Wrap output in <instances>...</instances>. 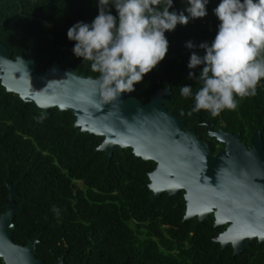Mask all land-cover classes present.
Returning a JSON list of instances; mask_svg holds the SVG:
<instances>
[{"label": "trees", "instance_id": "1", "mask_svg": "<svg viewBox=\"0 0 264 264\" xmlns=\"http://www.w3.org/2000/svg\"><path fill=\"white\" fill-rule=\"evenodd\" d=\"M219 3L210 0L205 18L166 33L165 59L134 91L148 102L154 90L170 87L171 100L165 106L187 128L196 127L214 153L224 145L209 135L210 123L215 130L226 124L248 143L258 129L264 138V80L254 97L238 98L235 111L215 117L206 111L182 114L191 110L194 100L181 96L180 86L191 85L193 92L201 86L187 79L192 50L185 44L214 39L219 21L213 10ZM174 7L183 9V0H175ZM97 14L96 0H0V41L14 57H34L43 73L58 62L62 68L98 77L91 62L73 56L75 42L67 38L73 24L91 22ZM75 123L72 111L40 110L8 92L0 79V215L12 174L15 201L23 206L12 228L16 243L28 245L37 239L35 253L45 264H56L63 256L64 264H264V243L254 241L235 255L232 247L222 250L215 240L219 227L214 216L185 220L184 191L154 199L149 173L156 169L155 161L137 157L130 147H119L110 157L98 150L105 137L85 133Z\"/></svg>", "mask_w": 264, "mask_h": 264}, {"label": "water", "instance_id": "2", "mask_svg": "<svg viewBox=\"0 0 264 264\" xmlns=\"http://www.w3.org/2000/svg\"><path fill=\"white\" fill-rule=\"evenodd\" d=\"M98 77L80 74L72 67L53 63L45 73L30 55H16L0 41V79L8 92L16 93L40 110L58 108L72 111L75 128L105 137L98 147L112 157L119 148H132L137 157L153 160L155 170L149 173L153 198L167 192L171 196L185 192V220L204 221L214 214L218 227L228 224L226 232L215 238L222 250L233 243L234 254L246 251L250 240L264 242V138L256 130L250 143L241 133L229 132L226 124L215 130L208 124L209 135L225 146L216 154L209 141L196 127L165 106L171 100L169 88L156 89L152 99L143 102L135 92L106 100L92 91ZM201 123V122H200ZM6 183L10 190L0 215V264H45L36 255L37 239L28 245L12 237L15 216L23 210L16 203L17 185ZM63 256L56 264H64Z\"/></svg>", "mask_w": 264, "mask_h": 264}, {"label": "clouds", "instance_id": "3", "mask_svg": "<svg viewBox=\"0 0 264 264\" xmlns=\"http://www.w3.org/2000/svg\"><path fill=\"white\" fill-rule=\"evenodd\" d=\"M183 3L177 11L175 0H96L94 19L78 21L67 31L68 40L75 42L73 56L91 62L99 74L92 91L106 100L134 92L165 59L166 33L208 15L210 0ZM213 12L219 21L214 39L185 44L192 50L187 79L201 85L195 92L191 85L180 86L181 96L194 100L190 111L182 110L189 117L235 111L239 99L254 97L264 80V0H220Z\"/></svg>", "mask_w": 264, "mask_h": 264}, {"label": "flooded vegetation", "instance_id": "4", "mask_svg": "<svg viewBox=\"0 0 264 264\" xmlns=\"http://www.w3.org/2000/svg\"><path fill=\"white\" fill-rule=\"evenodd\" d=\"M229 132H230V131H229ZM224 149H225V146H224ZM224 149H222V150H224ZM218 152H219V151H218ZM215 154H216V153H215ZM212 216H214V214H212L211 217H212ZM214 218H215V216H214ZM215 223H216V219H215ZM218 227H219V235H218V236H220L221 234H223L224 232L227 231L229 225H228V224H222V225H220V226H218ZM218 236H217V237H218ZM254 241H259V240H258V239H256V240H250V244L246 246V250H247V248H248L249 246L252 245V243H253ZM259 242H260V241H259ZM260 243H261V242H260ZM262 243H264V242H262ZM220 245H221V247H222V244H221V243H220ZM230 247H232V248L234 249V245H233V243H228V245L226 246V248H230Z\"/></svg>", "mask_w": 264, "mask_h": 264}]
</instances>
